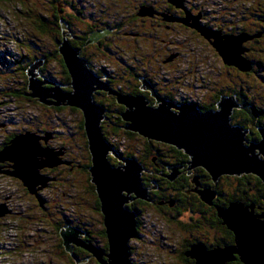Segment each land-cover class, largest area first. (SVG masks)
<instances>
[{
    "label": "rangeland",
    "instance_id": "obj_1",
    "mask_svg": "<svg viewBox=\"0 0 264 264\" xmlns=\"http://www.w3.org/2000/svg\"><path fill=\"white\" fill-rule=\"evenodd\" d=\"M93 1L97 12L100 10L99 4L107 2V0ZM178 3H180L178 7H182L186 12L185 19H187L190 24L195 23L196 17H199L198 22L201 24L200 26L220 32V35L223 37L238 35L240 37L243 35L249 36L250 38L244 40L242 47L244 46L243 48H246L245 43L252 41L251 51L248 52V48H246L243 54L251 61L252 70L249 72L239 71V73L232 68L235 65L226 64L224 58L211 43L214 39L212 38L210 41L205 35L203 36L199 30L193 27L192 28L196 32L190 30L192 31L191 33L185 29H178L174 34L165 37V44H161L158 40L160 42L158 45L163 48V54H156L157 52L154 51L150 54L149 52H151V49H148L147 46H152L157 39L150 36L153 32V30L150 29L153 28L150 27L149 29V26L146 27L147 36L142 35L137 38L138 44L142 48L137 46V50L129 51L128 53H125L127 48L124 50L121 48L115 53V58L107 56L104 57V60L96 59L92 61L91 70L101 81L107 84V78L105 75L101 76L104 72H100V69L106 67L109 71H112V73H114L113 70L116 69L115 73L119 72V74H124V79H127L129 77V72L126 74L127 64L134 66L138 64L136 61L139 60L142 62L141 72L144 70L148 75L153 74L157 79H160V81L164 80L167 84L165 86L168 88L170 87L169 90L174 91L175 89L173 99L170 98L173 101L174 98L178 100L185 98L182 100L188 99L195 103L198 102L201 104L202 102L207 105H210L214 101L213 94L217 92L221 86H229L236 83L239 85V91L243 96L240 97L238 93L224 96H235L237 102L241 106H244L242 104V99L245 98L244 96L246 95L249 102L259 107L262 113H264V29H260L264 27L263 23V26L260 25V19L264 18L263 1L206 0V2H204V0H181V2ZM48 9L49 5L46 0H0V145L7 136L15 132H20L18 134H22L29 131L37 135V132H40L46 137L49 133V138L50 134L52 135L49 139L51 142L50 148L55 154L61 151L63 154L58 156L62 160L63 157H65V159L72 158V160H75L76 164L83 163L86 165L90 163V157L86 154L87 148L89 149V142L88 138L84 136V132L86 131L85 117L80 108L76 110L72 106L54 105H46V107L40 103L38 99L29 100L22 96H10V89L20 90V88L26 84L23 74L19 75L18 73L20 72H16V69L24 64H14L15 61L18 59L20 61L22 57L31 55L40 59L41 55L50 51L52 47L49 38L51 35L40 33L37 28L38 23L35 20L38 12L44 11L46 13ZM146 10L147 14L151 11L150 8H146ZM49 11L51 10L49 9ZM111 14H113V12H111ZM127 24L129 25L131 22L129 21L126 23V27H128ZM50 26L52 27V25ZM125 29L129 32L132 31V27ZM51 31L54 32L56 30L52 28ZM123 38L127 43H131L135 47L133 41L136 38H133V35L128 36L124 34ZM183 39L187 40L186 45L180 44V41ZM166 50H170L168 62L162 63ZM173 52H180L181 56L179 58L175 57L173 56ZM119 58L123 59L124 62ZM125 63L127 64L124 65ZM41 70L44 73V75H41L47 79L52 75L60 83H63L65 80L62 66L55 57L50 58V61L46 63V65H41L39 71L41 72ZM124 79L119 76V78L114 81V86H121L124 89ZM48 85L47 86L50 88L56 87V85L60 86V84L50 83ZM151 85L154 88L152 83ZM60 87L65 91L71 90V87ZM154 90L158 93L156 88H154ZM159 95L163 97L161 94ZM154 98L156 99L155 96ZM101 99H103V97H101ZM247 99L245 98V100ZM156 100L153 105H150L149 101L146 99V101H148L147 104L152 107L159 106L161 101L158 103ZM211 107L210 105V108ZM217 109L218 108L214 110ZM172 110L179 111V109L176 108ZM236 110L245 111L244 108H236L234 110L236 117L232 115L233 124L243 126L250 131L255 129L251 122H249V124L246 123V126L241 123H236L237 121L240 122L242 119L239 116L240 114L237 115ZM258 117L256 122L260 119V121L264 123V114L262 116L261 113L258 112ZM82 125L85 131H83ZM129 131L133 135L122 132L115 135L110 133L107 139L122 153H126L127 150L141 148V144L145 146L148 144V142L143 139L145 137H140L141 135L138 133L131 130ZM136 134H138V136ZM42 140L44 139L40 140L41 143ZM152 141L155 142L156 140ZM43 145L44 147H49L47 144ZM3 149L4 148H0V151ZM109 156H113L112 151H110ZM115 163L116 161H114V164ZM121 163L122 161L115 165L119 166ZM60 164H63V162ZM60 164H58V166ZM49 173L45 172L44 175H49ZM55 174L60 177H58L57 181L52 183V186L42 187V185H38L42 187L40 190H44L43 188L48 189L45 190L44 194L43 192H39L37 194L39 198H42V196L45 198L50 197L48 199L50 203L47 209L48 211H43L39 208L41 206L40 199L34 194L28 193L21 180L15 176L0 172V204H4L7 209L12 210L10 213L0 217V264H66L63 260L57 258L61 256L58 254L57 249L53 248L52 252L46 251L47 244L45 242H51L52 244L57 243L58 230L55 228L57 223L62 222L64 216L65 220L68 219L72 221V223L76 220L78 222L79 220L94 222L99 219L100 216L97 213L98 211L94 210L96 205L95 195L93 194V190H95L93 188L94 184H91L89 181V177H87L85 170L81 167L69 170L67 167L60 165V167L56 169ZM53 176L54 175L48 177ZM250 178V182L252 183L250 191L247 187H243V190H247L250 194H254L258 187L260 192L264 193V184H261L260 187L258 185L255 187V179L252 177ZM237 183L235 185H237ZM230 189L231 186L227 187L226 192L230 191ZM263 198L264 195H262V197L260 196L258 198L259 201L257 200L255 205L258 206V202L262 204ZM144 212L143 216L148 220L151 219L152 222L154 221L156 224H153L151 220H143L144 226H141L140 222H138L141 219V214L138 215L136 226L140 227L141 234L147 238V242L145 241V243H142L135 238L130 240V245L140 246L137 248L141 251L138 256L134 254L133 257L134 259L136 258L135 260L138 262H142V264H162L163 257L161 255L164 256L165 253L163 252L160 253L161 255H157V252L160 251L156 250V244L158 242L160 244H165L164 240L167 234L166 222L160 221L151 212H147V214L146 211ZM257 212L263 214L264 205L261 208L257 207ZM69 227L76 228L74 226ZM45 230H48V233L45 232ZM81 235L82 234H79V238L83 241L84 239L81 238ZM37 240L45 244L37 243ZM170 243L173 244V242ZM170 243L166 245H170L171 247ZM15 244L17 247L12 248ZM70 245L73 246V243H70ZM92 245L100 249L98 246ZM5 247L7 248L5 249ZM226 247L228 246L220 248L225 249Z\"/></svg>",
    "mask_w": 264,
    "mask_h": 264
},
{
    "label": "water",
    "instance_id": "obj_2",
    "mask_svg": "<svg viewBox=\"0 0 264 264\" xmlns=\"http://www.w3.org/2000/svg\"><path fill=\"white\" fill-rule=\"evenodd\" d=\"M177 6L181 0H170ZM196 21L190 24L206 36L224 58L226 64L237 66L242 72L252 70L251 61L243 54L244 40L249 36H221L220 32L203 28ZM245 36V37H244ZM93 34L89 42L97 39ZM60 53L68 67L71 81L70 91H65L63 84L52 75L49 79L41 77L39 71L43 65L37 59L27 70V95L38 99L48 106H72L80 108L85 117L86 135L91 153L89 171L91 181L98 194L101 211L104 215V226L109 243L107 259L104 252L92 244H85L80 238L79 229L66 226L61 230L67 250L72 251L70 243L85 246L99 260L101 264H133L130 258V240L137 236L136 213L127 207V203L134 198L148 196L143 186L142 164L134 157L123 156L113 144L104 137L102 121L105 108L94 100L97 90L110 92V87L89 68L85 59L79 56L67 40L60 45ZM60 84L48 87V84ZM143 89H150L159 106H149L143 95L117 94L118 102L125 105L122 118L127 122L125 128L148 140H156L176 146L190 156L194 166L200 165L206 169L215 182L222 175L254 174L264 183V128L258 127L260 139L248 141L249 129L232 123V115L236 108H244L251 117V124L255 125L258 112L252 106H241L235 96H221L217 102V110L201 111L195 102H183L179 105L161 97L148 81H143ZM114 93V92H113ZM173 108L179 111L172 110ZM48 136H39L34 132L18 134L8 146L0 151V161L13 162V170L3 171L20 179L30 192L36 194V187L45 185L49 180L41 173L44 167H55L63 160L49 147L40 142ZM110 151L122 163L117 166L109 158ZM38 196V195H37ZM216 192L208 188L204 190L203 199L212 204ZM39 198V196H38ZM42 202L43 200L39 198ZM256 205L243 201H232L228 206L218 207V215L223 224L230 229L235 237V244L222 248L206 250L199 246L193 247L191 256L196 258L197 264H227L239 255L244 264H264V213L255 210ZM10 210L0 204V217ZM144 236V235H141Z\"/></svg>",
    "mask_w": 264,
    "mask_h": 264
},
{
    "label": "flooded vegetation",
    "instance_id": "obj_3",
    "mask_svg": "<svg viewBox=\"0 0 264 264\" xmlns=\"http://www.w3.org/2000/svg\"><path fill=\"white\" fill-rule=\"evenodd\" d=\"M55 1L56 0H46L49 5V9L51 10L49 11L48 9L47 14H50L51 19L48 18L49 24H46L50 32H52V28H56V31L52 32L55 42L53 39H50L52 45L50 51L41 55L40 60H42L43 65H46V63L50 61L53 54H56L59 59H61L58 47H60L64 40H67L70 45L79 52V56L86 60L89 68L91 69V62L96 59L104 60V57L107 56L115 58V53L121 48L123 50L127 48L125 53H128L129 51H135L138 47H141L138 44L137 38L142 35L147 36V26H149V29L150 27L153 28L150 29L153 30L150 36L157 39L152 46H147L148 49H151V52H149L150 54H152L153 51L157 52L156 54H163V48L158 44L160 42L161 44H165V37H169L170 34H174L178 29H185L191 33L192 31L196 32L192 27L185 23L186 12L184 9H182V7H178L170 0H107V2L99 4V12L96 11L93 0H58L59 11L62 14L61 18L63 20L61 23L62 26L58 25V19L56 18L54 7ZM262 1L264 5V0ZM204 2H206V0H204ZM146 8L151 9L149 14H147ZM111 12H113V14H111ZM129 21L131 24H127L128 27H126V23ZM261 21H264V18L260 19V22ZM50 25H52V27ZM129 27H132V31L130 32L125 29ZM96 33L98 35L97 39L93 42H89L91 36ZM124 34L133 35V38H136L134 41L132 39L135 43V47L131 43H127V41H125L123 38ZM249 42L250 41L245 43V47L248 48V52L252 49V41L250 44ZM186 43V39L180 41L181 45H186ZM55 51L56 53H54ZM167 51L168 50L164 53L166 57H163L162 63L168 62L170 50L168 52ZM173 53V56L175 57L179 58L181 56L180 52ZM120 60L123 61V59ZM16 62L17 60L14 64H16ZM136 62L138 64L134 66L128 65L127 63L124 64H127L126 74L129 72V77L127 79H124V74H119V72L115 73L116 69L113 70L114 73L109 71L106 67L100 69V72H104L103 74L100 73L101 76L105 75L107 78L106 83L109 85L108 87H110V92L106 90H97L94 94V100L99 103L100 106L105 108L106 112L104 114V120L102 121V129L103 132H106L107 134L113 133L115 135L120 134V132H130L127 128H125L127 122L124 121L123 118L121 123H117L120 115L122 117V113L126 109L125 105L118 102L117 94L143 95L149 101L150 105L155 103L156 99L152 93H150V90L142 88L144 79L154 85V88L158 91L156 95L161 94L164 99L172 101L176 105L186 101H192L188 99L182 100L185 98H181V100L174 98L173 101L172 99L174 97L175 89L174 91H171L169 90L170 87L168 88L165 86L167 84L164 80L160 81V79H157L155 75H148L144 70L141 72L140 69L142 62L139 60ZM232 68L241 72L238 67L234 66ZM119 76L125 80L123 83L125 85L124 89L121 86H114V81L118 79ZM66 77L65 80L67 81ZM62 84V86L69 87L68 83L63 82ZM238 86L239 85L236 83L229 86H221V88L213 94L214 101L210 104L212 106L211 108L210 105L202 102L199 104L197 102L200 106V110L204 111L212 108L216 109L217 102L221 96L227 94H239ZM25 97L35 100V98L28 96L27 93L25 94ZM101 97H103V99H101ZM245 97L247 99L246 95ZM245 102H249L248 99L242 101L244 106L248 104ZM43 105L46 106V104ZM73 108L76 110L79 109L77 107ZM240 116L246 118V113L242 112ZM259 120L260 119H258L256 125H254L255 129L249 133L250 135L248 137V141H257L258 137L260 139L261 136L258 131V127H262V125L258 123ZM81 127L84 129L83 125ZM83 131H85V129ZM18 133L20 132H15L7 136L3 143H1L0 148L2 149L5 146H8ZM37 133L39 136L43 137L40 132ZM47 136H49V133ZM84 136L85 138L87 137L86 131L84 132ZM51 137L52 135L50 134V138ZM50 138L48 137L46 141L42 140V145L47 144L50 146ZM143 139L148 141L146 138ZM149 141H151L152 144H146L147 148L144 144H141V148L127 150L126 153H121L123 156L136 158L142 164L144 168L142 172V182L143 186L148 191L146 199L134 198L135 196L132 194V200H130V202L126 205L130 210L136 213L137 221L138 215L141 214V219L138 221L141 226H144L143 220H148L143 216L145 213L144 211H146V214L147 212H151L157 219L166 222L167 234L165 236L166 239L164 240L165 244H160L159 242L156 244V250L160 251L157 252V255H161L160 253L163 252L165 253L164 256L161 255L163 257L162 264H197V261H195L196 258L192 257L190 254L193 247L199 246L203 249L205 248L206 250H212L218 247L231 246L235 244L233 232L223 224V221L218 215V207H225V194L228 193L226 192L227 187L231 186L232 189H235L236 187L239 188V178H244L246 176L255 178L256 175H222L218 181L215 182L203 166H194L190 161V156L183 150L177 148L176 146L174 149L171 144L169 145L157 141L153 142L152 140ZM86 154L90 157V163L86 165L83 163L76 164L74 159H65V157H63V164L60 165L67 167L69 170H73L76 167L83 168L87 177H89V181L93 184L89 171V166L91 165V154L88 148ZM109 157L113 164L114 161L118 164L120 163L118 158L113 156ZM12 165L13 162L10 160L0 161V168L2 170L11 171L13 170ZM60 165L56 167H44L42 168L41 173L44 174L45 172H50L51 174L49 173V175L46 176L55 175V177H60L55 174L56 169H58ZM206 172L210 175L209 177H207ZM208 178L212 182L210 185L207 181ZM236 183L237 185H235ZM22 184L24 185L23 182ZM39 187L40 186L36 187L35 196H37L39 192H43L44 194L45 190H48H40ZM25 188L28 193H32L26 186ZM93 188L95 189L94 185ZM208 188H211L216 192V197L212 204H208L203 199L204 190ZM95 190H93V194L96 199L94 210L98 211L97 213L100 216L99 219L94 222L80 221L78 219L79 222L76 220L72 223V221L68 219L65 220L64 216L62 222H58L55 227L56 230H58L57 243L52 244L51 242H45L47 244L46 251L52 252L53 248L57 249L58 254L61 255L57 258L63 260L66 264H101L98 258L83 245L73 243L72 251L67 250L64 244V239L61 235V230L66 226L79 228L82 234L81 238L84 239L83 242L98 246L104 252L103 258L107 259L105 254L109 252V246L107 235L105 234L106 232L103 220L104 215L101 211L99 197L97 193H95ZM49 198L50 197L45 198L42 196L41 199L43 201H40L41 206L39 207L41 210L48 211L47 209L50 204L48 201ZM220 201H223L224 203H221ZM262 206L263 204H260L259 202L258 206L256 205L255 208L256 212L257 207L261 208ZM216 217H218L221 221L217 220ZM152 223L156 224L154 221ZM140 230V227L137 226V236L135 239L145 243V241L147 242V238H145V236H141L142 234ZM45 232L48 233V230H45ZM170 242H173V244ZM37 243H41L40 240H37ZM45 243L42 242L41 244ZM168 243L171 244V247L170 245H166ZM130 247V258L133 264H142V262H138L135 260L136 258L134 259L133 257L134 254L138 256L141 253L139 248H137L140 246L130 245ZM239 257V255H235V259L227 264H244Z\"/></svg>",
    "mask_w": 264,
    "mask_h": 264
},
{
    "label": "trees",
    "instance_id": "obj_4",
    "mask_svg": "<svg viewBox=\"0 0 264 264\" xmlns=\"http://www.w3.org/2000/svg\"><path fill=\"white\" fill-rule=\"evenodd\" d=\"M54 7H55V13H56V18L58 19L57 21H58V25H60V26H62L61 25V23H62V18H61V12L59 11V5H58V0H56L55 1V4H54ZM48 12H38V14H36V22L38 23V26H37V28H38V30L40 31V33H44V35L46 34V35H51L49 38L52 40L53 39V33L52 32H50L49 31V29H48V27H47V24L46 23H48V21H49V19L48 18H50V14H47ZM49 16V17H48ZM51 19V18H50ZM59 19H60V21H59ZM262 23L264 24V21H261V23H260V25H262ZM49 24V23H48ZM263 26V25H262ZM56 29V28H55ZM260 29H264V27L263 28H260ZM258 32H260L259 30H257ZM53 41L55 42V40L53 39ZM59 48V50H60V47H58ZM54 53H56V51L54 52ZM60 55H61V59H59V57L56 55V54H53L52 56H51V58L52 57H55V58H57V60H59V62H60V64H61V66H62V69H63V71H64V74H65V77L67 78V81L66 80H64V82L65 83H68V84H70V81H71V76H70V73H69V70H68V67H67V65H66V63H65V61H64V58H63V55L60 53ZM63 58V59H62ZM36 57L35 56H25V57H22L21 58V60L19 61V59L17 60V62H16V64H24V65H21V67L20 68H18V69H16L17 71L16 72H20V73H18L19 75L21 74H23V76L25 77V80H26V84L22 87V88H20V90L18 89V90H13V89H10L11 91V95L10 96H14V97H17V96H24L25 97V94L29 91V89H28V75H27V70H28V68L30 67V65H32L35 61H36ZM9 64V63H8ZM41 74H43L44 75V73H43V71L41 70V72H40ZM43 75H41V77L40 78H42L43 77ZM70 87V86H69ZM239 91V90H238ZM95 94V93H94ZM239 96L240 97H242L243 96V94L239 91ZM245 97V96H244ZM26 98V97H25ZM246 98V97H245ZM245 98H243L242 99V101H244L245 100ZM27 99H29V98H27ZM29 100H31V99H29ZM248 101H249V99H248ZM245 103H248L247 105H245V106H252V107H254V109H256V111L257 112H259V113H261V115L263 116V114L264 113H262V111L259 109V107H257L256 105H254L253 103H251V102H245ZM245 110V109H244ZM237 111V110H236ZM242 112H244V113H246V118H243V117H241L240 115H241V113ZM240 114V115H239ZM237 115H239L242 119H241V121L240 122H236V123H241V124H244L245 126L247 125V124H249V122H251V117H250V115L248 114V112H246V111H243V110H239V111H237ZM236 117V115L235 114H233V117ZM122 122V117H121V115H120V117H119V120H117V123L119 124V123H121ZM232 123H234V121L232 122ZM247 123V124H246ZM260 125H262V127L264 128V123H262L260 120H259V122H258ZM84 128V127H83ZM85 129V128H84ZM25 130V129H24ZM104 133V137L105 138H109V135H110V133H106V132H103ZM116 133H119V132H116ZM129 134H131V135H133L131 132H129ZM135 134V133H134ZM137 136H138V134H136ZM249 135L250 134H248V137H249ZM16 137V136H15ZM258 139H259V137H258ZM148 142V144H151L152 142L151 141H147ZM151 146V145H150ZM172 148V147H171ZM173 148H174V146H173ZM175 149V148H174ZM91 154V153H90ZM110 158V157H109ZM208 172V171H207ZM206 172V173H207ZM210 175H208V173H207V177H209ZM240 179V181H239V188H235V189H230V191H228V193H226L225 194V203L222 201H220L221 203H224L225 204V206H228L229 205V203L231 202V201H244L246 204H251V203H257V200L259 201V197L261 196L262 197V195H264V193H262V192H260V189H258V187L256 186V185H258L259 187L261 186V184H264L262 181H261V179L258 177V176H255V182H256V184L254 185L255 187H257V191L254 193V194H250L247 190H243V187H247V189H249V191H250V186H252V183L250 182L251 181V178H250V176H246V177H244V178H239ZM207 181H208V183H209V185L210 184H212V182L209 180V178L207 179ZM94 187H95V185H94ZM96 189V188H95ZM95 193H97L96 192V190H95ZM98 195V194H97ZM262 204L264 205V198L262 199ZM99 203H100V200H99ZM258 204H259V202H258ZM100 205H101V203H100ZM216 219L217 220H220L218 217H216ZM222 220V219H221ZM220 220V221H221ZM106 234V233H105ZM108 246H109V243H108Z\"/></svg>",
    "mask_w": 264,
    "mask_h": 264
},
{
    "label": "bare ground",
    "instance_id": "obj_5",
    "mask_svg": "<svg viewBox=\"0 0 264 264\" xmlns=\"http://www.w3.org/2000/svg\"><path fill=\"white\" fill-rule=\"evenodd\" d=\"M161 6V5H160ZM165 13V12H164ZM154 18V17H153ZM114 30V29H113ZM129 36V35H128ZM130 38V37H129ZM116 39V38H115ZM131 39V38H130ZM168 90V89H167ZM168 96V95H167ZM179 102V101H178ZM26 133V132H25ZM175 147V146H174ZM66 163H67V161H66ZM46 177H48V176H46ZM49 178V180L47 181L48 182V185H47V183L45 184V185H42V187H44V186H47V187H50V186H52V183H54L56 180H58V177H55V175L53 176V177H48ZM42 187H39V189H41ZM43 189H45V188H43ZM234 245V244H233ZM17 247V245L15 244L14 245V247H12V248H16ZM7 247H5V249H6ZM131 248V247H130ZM4 250V249H3ZM10 250V249H9ZM109 251V250H108ZM107 252V251H106ZM5 253V252H4ZM131 254V253H130ZM1 255V254H0ZM237 255V254H236ZM240 258V257H239ZM196 261V260H195Z\"/></svg>",
    "mask_w": 264,
    "mask_h": 264
}]
</instances>
